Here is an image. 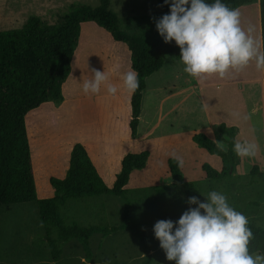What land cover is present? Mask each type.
Instances as JSON below:
<instances>
[{"label":"rangeland","instance_id":"374dc122","mask_svg":"<svg viewBox=\"0 0 264 264\" xmlns=\"http://www.w3.org/2000/svg\"><path fill=\"white\" fill-rule=\"evenodd\" d=\"M73 3L98 6V0H0V31L20 29L30 16L54 24ZM121 28L129 33L145 32L155 37V18L165 12L158 0H111ZM240 11L241 26L255 40L262 42L260 6L244 4ZM262 46V44H261ZM130 50L94 23L83 26L80 47L73 59V71L60 104L46 102L27 117L32 138L33 164L39 198L53 196L50 178H64L69 158L76 144L87 146L113 186L122 159L129 153L149 151L148 166L135 170L127 185L130 212L145 231L147 250L129 232H117L106 238L92 236L93 259L89 264H174L168 261L152 228L160 219L177 220L189 206V196L210 190L223 192L229 203L247 216L250 223L264 228V81L255 61L225 77L215 74L197 79L183 71L174 55L165 67L153 75L143 99L140 125L135 138L131 135V111L128 92L121 88L115 95H85L80 80L91 69L110 71L113 80L131 66ZM245 117H247L245 119ZM226 123L238 129L235 141L255 142L253 157L237 155L233 178L226 182H207L202 178V164L221 169L219 157L197 146L192 138L204 133L223 143L216 126ZM183 159V182L172 178L168 159ZM257 173L252 175L254 167ZM195 183V184H192ZM192 207H195L193 205ZM124 199L113 195L96 196L84 202H71L67 214L83 224L119 225ZM44 234L37 203L5 206L0 210V264H82L80 244L64 245L58 261L50 258L46 244L39 245ZM148 256L151 260L148 262Z\"/></svg>","mask_w":264,"mask_h":264},{"label":"trees","instance_id":"16d2710c","mask_svg":"<svg viewBox=\"0 0 264 264\" xmlns=\"http://www.w3.org/2000/svg\"><path fill=\"white\" fill-rule=\"evenodd\" d=\"M158 1L163 5V0ZM252 1L258 0H223L229 7L238 9ZM98 2L96 7L73 3L54 24H48L38 16H30L20 29L0 31V210L9 205L37 203L44 227L38 244L48 246L53 261L62 257L64 245L76 241L85 255L82 264H89L93 259L92 236L106 238L117 232L131 233L147 250L145 231L131 215V202L127 197V185L134 171L148 166L150 153L147 150L127 154L121 161L113 186L109 187L89 148L76 144L71 151L65 177L53 176L49 180L53 196L38 197L27 117L46 102L60 104L64 101L65 87L73 71V59L81 44L84 24L94 23L130 50L131 67L138 72L140 79L138 89L128 93L133 138L138 133L148 80L165 67L169 55L179 60L180 50L174 41L165 43L158 33L150 37L145 32L139 34L123 30L118 14L111 9V0ZM163 7L165 14L169 8L167 5ZM260 22L264 48V0H260ZM216 130L223 143L204 133L195 134L192 140L221 160V169L203 163L202 178L207 182H228L237 166L233 143L238 129L221 123ZM167 163L172 178L183 182L181 166H177L176 159L169 158ZM257 169L255 166L251 174H256ZM103 195L124 199L119 225L83 224L67 214L71 202L80 203ZM248 226L254 237L249 250L264 252V228L250 222ZM150 260L148 256V262Z\"/></svg>","mask_w":264,"mask_h":264},{"label":"clouds","instance_id":"9594fccd","mask_svg":"<svg viewBox=\"0 0 264 264\" xmlns=\"http://www.w3.org/2000/svg\"><path fill=\"white\" fill-rule=\"evenodd\" d=\"M163 5L169 11L155 19V27L165 43L174 41L179 47L183 71L191 77L204 79L215 74L222 78L251 61L257 71H264V48L250 34L251 27L245 30L241 26L238 8L223 0H163ZM80 85L85 95L103 90L115 96L121 88L134 93L140 79L131 66L118 80H113L105 67L103 71L93 68ZM233 151L240 157H253L257 145L235 141ZM176 162L178 167L183 165L182 158L176 157ZM201 195L203 201L197 196L187 198L189 207L177 220L154 223L152 231L166 259L174 264H264V252L249 250L254 237L247 216L221 191L213 189Z\"/></svg>","mask_w":264,"mask_h":264},{"label":"crops","instance_id":"0c3cea01","mask_svg":"<svg viewBox=\"0 0 264 264\" xmlns=\"http://www.w3.org/2000/svg\"><path fill=\"white\" fill-rule=\"evenodd\" d=\"M257 3L259 4V6H260V0H258L257 1ZM262 31V30H261ZM261 36H262V34H261ZM262 41V40H261ZM261 44H262V42H261ZM262 48H263V45H262ZM262 80L264 81V71H263V77H262ZM64 94H65V92H64ZM66 175V174H65ZM104 175V174H103Z\"/></svg>","mask_w":264,"mask_h":264}]
</instances>
